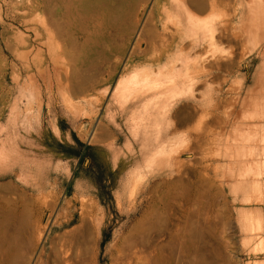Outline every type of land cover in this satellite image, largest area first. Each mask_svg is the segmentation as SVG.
<instances>
[{
  "label": "rangeland",
  "instance_id": "374dc122",
  "mask_svg": "<svg viewBox=\"0 0 264 264\" xmlns=\"http://www.w3.org/2000/svg\"><path fill=\"white\" fill-rule=\"evenodd\" d=\"M220 11L224 17L236 18L248 13ZM177 15L175 0H140L134 26L123 32L109 29L100 39L99 50L85 58L81 52L85 40L82 32L71 38L55 32L49 35L51 24L42 0H0V196L5 193L2 186L9 184L12 188L7 197L12 208L20 211L22 205L17 198L22 194L32 203L27 207L31 225L22 230L25 243H14L15 250L24 255L15 257L13 264H64L66 256L72 264H264V200L244 201L246 180L239 181L243 183L237 184L239 188L235 186L241 160L249 159L246 152L242 153L252 145L246 141L249 133L264 135V27L245 29L235 19L231 24H220L209 38L207 29L190 26L183 15L179 22L181 16ZM215 37L221 42L218 39L213 43L217 42ZM255 39L258 44L250 51L248 47ZM215 45L217 55L211 51ZM181 47L188 53L185 50L182 54ZM227 47H231L230 51ZM100 50L104 51L102 56L98 54ZM176 52L179 55H174ZM188 55L191 59L200 56L201 62L193 58L195 63H191ZM206 56L207 60L203 58ZM211 56L217 64H212ZM184 62L189 64L187 67L192 65L191 69L183 67ZM176 65H180L177 70ZM142 69L152 71L148 81L128 89L118 88L122 78ZM186 70H191V76ZM222 70L227 72L225 77L219 74ZM151 75H156L157 80L164 76L169 79L160 82ZM216 78L223 83L217 80L215 84ZM180 118H188L190 125H201L203 132L193 130L195 126H191L193 132L188 130L190 125L179 123ZM195 136H204V140L197 141ZM78 142L93 147L91 173H78L79 168L90 163L87 153L80 152ZM169 144L181 152L174 153L176 148ZM258 152L264 183V143L259 144ZM175 178L186 182L178 183L180 191L174 188L168 198L164 193L159 205L156 190ZM209 178L214 183L212 188L206 185L205 179ZM252 209H261L260 231L245 225L250 218L245 219L242 211ZM2 211L0 199V215ZM103 237L106 242L102 245Z\"/></svg>",
  "mask_w": 264,
  "mask_h": 264
},
{
  "label": "bare ground",
  "instance_id": "6f19581e",
  "mask_svg": "<svg viewBox=\"0 0 264 264\" xmlns=\"http://www.w3.org/2000/svg\"><path fill=\"white\" fill-rule=\"evenodd\" d=\"M43 1V9H44V12L48 15V19H49V22H50V24H51V28H49V35H52V32H55L56 34H57V36H67V37H69V38H71L75 33H80V32H82L84 35H85V40H83L84 42H83V44H82V47H81V49H83L81 52H83L84 53V55H85V58H88L89 57V53L91 54V53H93V52H96L97 50H99L98 49V46L101 44L100 43V39L102 38V36H105V33H106V31H108L109 29H112L111 31H117V32H123V31H127V30H129V29H131L133 26H134V24H135V22H137V21H135V14H136V10H137V7H138V3H139V1L140 0H42ZM156 2V1H155ZM175 2H176V10L178 11V15H179V17L181 16V18H178V21L180 22L181 21V19H183V17H184V19L185 20H187V22H188V24L190 25V26H193L194 28H202V27H204V29H207V33H206V35L210 38L211 36H212V38H213V36H214V34L217 32V29H216V27H219V25L220 24H231V23H233L234 22V20L236 19V20H238V21H240L239 23H241V25H243L244 27H245V29L247 28V26H250V28H254L255 30H256V28L258 27V26H260V25H262L263 27H264V0H175ZM222 9H226L227 11L229 10V11H231V12H235V14H236V12L238 13V12H241L242 14H244L246 11H248V13H247V15H244V16H241V17H239V18H236V16L235 15H230V16H226V17H224V15H221L222 13H223V11H222V13H220L219 14V12H221L220 10H222ZM168 14H170V13H168ZM228 14V13H227ZM167 15V14H166ZM177 15V16H178ZM182 15H183V17H182ZM220 15V16H219ZM135 17V18H134ZM174 18V17H173ZM172 18V19H173ZM140 21V20H139ZM170 21V20H169ZM174 21V20H173ZM171 22H172V20H171ZM175 22H176V20H175ZM171 25H173V24H171ZM178 25V24H177ZM176 25V26H177ZM175 27V26H174ZM181 27V26H180ZM236 27V26H235ZM226 28V27H225ZM234 28V27H233ZM171 29H172V27H171ZM175 29V28H174ZM214 29H216V30H214ZM220 29V28H219ZM228 29V28H227ZM227 29H225V31L227 30ZM238 29V28H237ZM149 31H150V33H151V35H153V29L152 28H149L148 29ZM173 30V29H172ZM191 30V29H190ZM196 30V29H195ZM228 30H230V29H228ZM224 31V30H223ZM224 31V32H225ZM170 32V31H169ZM196 32V31H195ZM220 32H221V29H220ZM242 32L244 33V31L242 30ZM192 33V32H191ZM239 33V32H238ZM256 33V31L254 32V34ZM221 34H223V33H221ZM229 34V33H228ZM227 34V35H228ZM240 34V33H239ZM38 35H39V33H38ZM188 35V34H187ZM209 35H211V36H209ZM232 35H235L234 33L232 34ZM243 35V34H242ZM246 35V34H245ZM264 35V34H263ZM55 36V35H54ZM171 36V35H170ZM184 36V35H183ZM191 36V35H190ZM216 36V35H215ZM231 36V35H230ZM238 36V35H237ZM48 37V36H47ZM225 37H226V35H225ZM243 37V36H242ZM49 38H51V37H49ZM112 38V37H111ZM168 38H170V37H168ZM183 38V37H182ZM185 38H186V36H185ZM235 38V37H234ZM117 39H119V37L117 36ZM191 39V38H190ZM219 39V37H217V40ZM226 39V38H225ZM231 39H233V38H231ZM236 39V38H235ZM240 39V38H239ZM242 39V38H241ZM120 40V39H119ZM169 40V39H168ZM183 40V39H182ZM194 40V39H193ZM209 40H211V39H209ZM215 40H216V37H215ZM216 40V41H217ZM237 40H238V38H237ZM46 41V40H45ZM164 41H166V40H164ZM213 41H214V39H213ZM219 41H220V39H219ZM219 41H217V42H213V43H218ZM231 41V40H230ZM230 41H228V42H230ZM49 42V41H48ZM191 41H189L188 43H189V46H190V43ZM194 42V41H193ZM210 42V41H209ZM212 42V41H211ZM221 42V41H220ZM223 42V41H222ZM241 42V41H240ZM212 43V44H213ZM225 43V42H224ZM232 43V42H231ZM235 43V42H234ZM234 43H232L233 44V47H235L234 46ZM242 43V42H241ZM241 43H238V44H241ZM60 44V43H59ZM211 44V43H210ZM212 44H211V46H212ZM222 44V43H221ZM228 44V43H227ZM237 44V45H238ZM257 44H258V41H257V39H255V40H253L252 41V46H249L248 47V49L250 50V51H252V50H254L255 49V47L257 46ZM186 45V44H185ZM188 45V44H187ZM192 45V44H191ZM206 45V44H205ZM214 45V44H213ZM218 45H220V44H218ZM223 45V44H222ZM221 45V46H222ZM76 46V44H75V42L73 43V47H75ZM187 47V48H191V47ZM207 46V45H206ZM211 46H210V48H211ZM224 46V45H223ZM228 46H231V45H228ZM240 46V45H239ZM247 46H248V44H247ZM247 46L245 47V48H247ZM53 47V46H52ZM61 47V46H60ZM78 47V46H77ZM178 47V46H177ZM186 47V46H185ZM184 47V48H185ZM217 46L215 45V47L213 48V49H211V51H213V53L214 54H218V53H215L216 52V50L218 51L219 49H218V47H217V49H215ZM220 47V46H219ZM184 48H182L181 47V53L183 54V51H185V50H187L186 48L184 49ZM198 48V47H197ZM206 48V47H205ZM204 48V50L206 51L207 49H205ZM224 48V47H223ZM76 49V48H75ZM199 49V48H198ZM224 49H226V48H224ZM227 49H228V47H227ZM229 49H231V47L229 48ZM228 49V50H229ZM233 49V48H232ZM61 50V49H60ZM227 50V51H228ZM238 50V49H237ZM245 50V49H244ZM203 52L204 54L207 52ZM210 51V52H211ZM226 51V50H225ZM226 51V52H227ZM230 51V50H229ZM232 51V50H231ZM249 51V52H250ZM262 51V50H261ZM104 51H102V50H100V51H98V54L100 55V56H102L104 53H103ZM141 52V51H140ZM172 52V51H171ZM180 52V51H179ZM195 52H196V50H195ZM198 52V51H197ZM200 52V51H199ZM210 52H208V53H210ZM236 52V51H235ZM235 52H232L233 54L235 53ZM238 52V51H237ZM243 52V51H242ZM246 52V51H245ZM264 52V51H263ZM31 53V52H30ZM63 53H65V52H63ZM166 53H168V52H166ZM187 53H188V50H187ZM194 53V52H193ZM193 53L190 55V56H192L193 55ZM203 53H200V54H203ZM231 53V52H230ZM247 53V52H246ZM185 54V53H184ZM198 55H199V53H197ZM211 54V53H210ZM233 54H231V55H233ZM237 54H239V53H237ZM243 54H245V53H243ZM261 54V53H260ZM174 55H179L178 54V52H176V54H174ZM206 55V54H205ZM215 55V56H216ZM228 55V57L230 56V54L229 53H226V56ZM241 56H242V53L240 54ZM239 55V56H240ZM60 56V55H59ZM185 56V55H184ZM189 55H188V57H187V59H189V57H190ZM207 56H208V54H207ZM207 56L206 57H203L204 59H206L207 60ZM213 56V55H212ZM212 56H211V58H212ZM224 56V55H223ZM244 56V55H243ZM242 56V57H243ZM245 56H246V54H245ZM244 56V57H245ZM175 58L174 59H176L178 56H174ZM182 57V56H181ZM200 57V56H199ZM199 57L197 56V58H196V56L195 57H193L194 59L196 58V60L198 59L199 60ZM221 57V56H220ZM228 57H227V59H228ZM237 58H238V56H236ZM57 58V57H56ZM63 58V57H62ZM183 58V57H182ZM192 58V59H193ZM224 58H225V56H224ZM24 59H25V57H24ZM180 59V58H179ZM191 59V57H190V60L189 61H193ZM209 59V58H208ZM214 59H216L215 57H214ZM230 59H231V56H230ZM205 60V61H206ZM212 60V64H217V63H215V62H217V60L215 61V60H213V58L211 59ZM232 60V59H231ZM179 61H182L181 59L179 60ZM189 61H185V62H189ZM200 61V60H199ZM215 61V62H214ZM228 61H230V60H228ZM234 61H235V59H234ZM185 62L184 63H181V64H184V66L183 67H187V65H189L188 63H186V65H185ZM196 62H198V61H196ZM201 62V61H200ZM200 62L197 64V65H199L200 64ZM204 62V61H203ZM237 62V61H236ZM170 63V62H169ZM179 63V62H178ZM190 63V62H189ZM191 63H195L194 61L193 62H191ZM190 63V64H191ZM60 64H61V62H60ZM60 64H58L59 66H60ZM171 64H172V62H171ZM175 64H177V61H176V63ZM175 64H174V66H175ZM202 64V63H201ZM205 64V63H204ZM62 65H64V64H62ZM173 65V64H172ZM172 65H170V66H172ZM195 65V64H194ZM207 65V64H206ZM173 66V68H176V67H174ZM177 66V65H176ZM180 66V65H179ZM179 66H177V68H176V70L178 69V67ZM192 66V65H191ZM190 66V67H191ZM202 66V65H201ZM218 66V65H217ZM149 67V66H148ZM164 67V66H163ZM169 67V66H168ZM181 67H182V65H181ZM190 67H187L188 69L190 68ZM198 67H200V66H198ZM219 67V66H218ZM226 67V66H225ZM231 67V66H230ZM56 68V67H55ZM169 68H171V67H169ZM169 68H167V69H169ZM196 68V69H195ZM211 67H209V70H211L210 69ZM213 68V67H212ZM232 68V67H231ZM152 69H154V68H152ZM156 69V68H155ZM161 69V68H160ZM180 69H183V68H179V70ZM191 69V68H190ZM194 69H195V71H197L198 69H197V66L196 67H194ZM207 69V68H206ZM205 69V70H206ZM264 69V68H263ZM143 70V69H142ZM148 70V69H147ZM147 70L146 69H144L143 71H139V72H135V73H133V74H130V75H128V76H125L124 78H122L120 81H119V84H118V88L120 89H123V88H127V87H130L131 85H139V84H142V83H144V82H146V81H148L149 79H148V76L151 74V70L150 71H148L147 72ZM166 70V69H165ZM172 71H173V69H171ZM170 70V71H171ZM183 70H185V69H183ZM42 71V70H41ZM157 71H158V69H157ZM163 71V70H162ZM169 73H170V71L169 70H167ZM167 71H165V72H167ZM171 71V72H172ZM186 71H190V72H188V74H189V76H191L190 75V73H191V70H186ZM186 71H184V72H186ZM192 71H193V67H192ZM208 71V70H207ZM229 71H231V70H229ZM155 72V71H154ZM164 72V71H163ZM163 72H162V74H163ZM167 72V73H168ZM150 73V74H149ZM161 73V72H160ZM166 73V74H167ZM174 73V72H173ZM193 73V72H192ZM181 74L182 73H180V75L179 76H181ZM184 74V73H183ZM186 74H187V72H186ZM223 74V73H222ZM61 75V74H60ZM152 75H153V73H152ZM152 75H151V77H152ZM157 75V74H156ZM156 75L154 76V78H156L155 80L156 81H158V80H160L159 78L160 77H158V80H157V77H156ZM168 75V74H167ZM172 75V74H171ZM196 75H199V74H196ZM212 75V74H211ZM159 76V75H158ZM169 76H170V74H169ZM173 76V75H172ZM177 76V75H176ZM195 76V75H194ZM218 76V75H217ZM226 75H224V77H225ZM150 77V78H151ZM209 77V76H208ZM219 77V76H218ZM221 77V76H220ZM224 77L223 78H221V79H224ZM153 78V77H152ZM152 78H151V80H152ZM153 78V79H154ZM164 78L165 79H167L168 78V76H167V78L164 76ZM163 78V79H164ZM213 78V77H212ZM228 78V77H227ZM227 78H225V79H227ZM148 79V80H147ZM163 79L162 80H160V82L161 81H163ZM169 79V78H168ZM171 79H172V77H171ZM221 79L219 78V79H217L216 78V81H214L215 82V84H217L216 82H217V80H220L221 81ZM233 79V78H232ZM209 80H211V79H209ZM235 80H237V83H238V79H236V77H235ZM240 80V79H239ZM59 81V80H58ZM70 81V80H69ZM195 81V80H194ZM203 81V80H202ZM211 81H213V79L211 80ZM224 82L225 81H227V80H223ZM80 82V81H79ZM78 82V83H79ZM90 82V81H89ZM151 81H149V83H150ZM200 82H201V80H200ZM206 82V81H205ZM207 82H208V78H207ZM213 82V83H214ZM222 82V81H221ZM220 82V83H221ZM36 83V82H35ZM84 83V81L83 82H81L80 83V85H82ZM148 83V84H149ZM154 82H152V84H153ZM159 83V82H158ZM191 83H193V82H191ZM208 83H211V82H208ZM212 83V84H213ZM223 83V82H222ZM231 83V82H230ZM237 83H236V85H237ZM147 84V85H148ZM151 84V83H150ZM160 84V83H159ZM199 84V83H198ZM211 84V85H212ZM218 84H219V82H218ZM233 84H235V82H233ZM69 85V84H68ZM208 85V84H207ZM229 85V84H228ZM231 85V84H230ZM240 85V84H239ZM150 86V85H149ZM213 86H215V85H213ZM218 86V85H217ZM258 85H256V87H257ZM151 87V86H150ZM197 87V86H196ZM203 87V86H202ZM220 87V86H219ZM219 87H217L218 89H219ZM237 87V86H236ZM255 87V88H256ZM131 88V87H130ZM133 88H134V86H133ZM199 88H201V87H199ZM211 88V87H210ZM216 88V87H215ZM28 89V88H27ZM128 89V88H127ZM202 89V88H201ZM212 89V88H211ZM228 89H231V88H228ZM75 90V89H74ZM73 90V91H74ZM220 90V89H219ZM234 90H235V88H234ZM33 91V90H32ZM174 91V93H175V90H173ZM204 91V90H203ZM207 91V90H206ZM226 91H228L227 90V88H226ZM236 91V90H235ZM240 91V90H239ZM207 92H209V91H207ZM211 92V91H210ZM214 92V91H213ZM221 92V91H220ZM219 92V93H220ZM36 93V92H35ZM230 93H231V91H230ZM229 93V94H230ZM197 94V93H196ZM205 94V93H204ZM203 94V95H204ZM211 94V93H210ZM228 94V95H229ZM174 95H176V93L175 94H173V96ZM200 95H202V94H200ZM202 95V97H205V98H207L206 96H203ZM209 95V93L207 94V96ZM212 95V94H211ZM210 95V96H211ZM217 95H218V93H217ZM219 96V95H218ZM223 96V95H222ZM231 96V95H230ZM258 96V95H257ZM256 96V97H257ZM42 97V96H41ZM196 97H197V95H196ZM199 97V96H198ZM215 97V96H214ZM247 97V96H246ZM219 97H217V99H218ZM231 98V97H230ZM261 98V97H260ZM210 99V98H209ZM225 99H227V98H225ZM233 99V98H232ZM238 99V98H237ZM258 99V98H257ZM205 100V99H204ZM217 101V102H216ZM216 101H214V102H216L217 104H218V100H216ZM221 101H222V99H221ZM224 101H226V100H224ZM228 101H231V100H229V97H228V100H227V102ZM206 102V101H205ZM210 102V101H209ZM255 102H256V100H255ZM191 103V102H190ZM189 103V104H190ZM213 103V102H212ZM216 103H215V107H216ZM229 103V102H228ZM231 103H233V102H231ZM235 103V102H234ZM237 103H238V101H237ZM258 104H259V101L257 102ZM183 104H186V103H183ZM188 104V103H187ZM210 105H211V102L209 103ZM241 104V103H240ZM239 104V105H240ZM251 104V103H250ZM264 104V103H263ZM262 104V105H263ZM221 105H223V104H221ZM246 105V104H245ZM252 105H253V103H252ZM194 106H195V104H194ZM208 106V105H207ZM207 106L205 107V108H207ZM217 106H220V103H219V105H217ZM232 106V105H231ZM255 106V105H254ZM260 106V105H259ZM196 107H199V106H196ZM195 107V108H196ZM213 107V105L211 106V108ZM223 107H224V105H223ZM233 107V106H232ZM244 107H246V106H244ZM253 107V106H252ZM256 107H257V105H256ZM74 108V107H73ZM181 108V107H180ZM201 107H199V109H200ZM234 108V107H233ZM249 108V107H248ZM259 108V107H258ZM261 108V107H260ZM259 108V109H260ZM179 109V108H178ZM186 109V108H185ZM191 109V108H190ZM236 109V108H235ZM256 109V108H255ZM175 110H177V108L175 109ZM180 110V109H179ZM200 110H202V108L200 109ZM220 110V109H219ZM219 110H218V112H219ZM230 110H231V108H230ZM234 110V109H233ZM262 110H263V108H262ZM178 111V110H177ZM204 111V110H203ZM207 111V110H206ZM205 111V112H206ZM210 111V110H209ZM222 111V110H221ZM240 111V110H239ZM250 111H252V110H250ZM189 112V111H188ZM190 112H192V110L190 111ZM211 112V111H210ZM242 112V111H241ZM240 112V113H241ZM254 112V111H253ZM256 112V115H258L259 113H257V111H255ZM254 112V113H255ZM261 112V111H260ZM174 113V112H173ZM197 113V112H196ZM201 113H203L202 111L200 112V114ZM215 113H217V112H215ZM215 113H214V115H215ZM221 113V112H220ZM248 113H249V109H248ZM263 113V112H262ZM204 114V113H203ZM209 114V113H208ZM224 114L225 113H223V116H224ZM228 114V113H227ZM252 114V113H251ZM250 114V115H251ZM175 115H176V117H178L177 116V113H175ZM185 115V114H184ZM188 115V114H187ZM198 115H199V113H198ZM213 115V116H214ZM216 115H218V114H216ZM220 115V114H219ZM247 115H249V114H247ZM261 115H263V114H261ZM211 116V115H210ZM227 116V115H226ZM255 116V115H254ZM175 117V116H174ZM175 117V118H176ZM208 118H209V116H207ZM206 117V115H205V118H207ZM220 117V116H219ZM218 117V118H219ZM252 117V116H251ZM257 117V116H256ZM260 117V116H259ZM259 117H257V118H259ZM262 117V116H261ZM198 118V117H197ZM212 118V117H211ZM217 118V117H216ZM217 118V119H218ZM222 118V117H221ZM226 118V117H225ZM241 118V117H240ZM245 118V117H244ZM255 118V117H254ZM187 119L188 118H185V119H183V120H181V118H180V120L181 121H179V123H182V122H185V124L186 123H188L187 122ZM202 119H204V118H202ZM213 119H214V117H213ZM220 119V118H219ZM218 119V120H219ZM229 119V118H228ZM248 119V118H247ZM194 120V119H193ZM197 120V119H196ZM207 120V119H206ZM221 121H222V119H220ZM240 120V119H239ZM243 120V119H242ZM176 121V120H175ZM190 121H192V120H190ZM189 121V122H190ZM201 122L203 121V120H200ZM204 121H205V119H204ZM215 121V120H214ZM213 121V122H214ZM196 122H198V124H201V123H199V121H196ZM217 123H218V121H216ZM214 123L213 125L215 126V124H217V123ZM176 123H177V121H176ZM194 122H191V125L188 123V125H190V127H188L187 126V124H186V126L188 127V130H190L189 128H191V126H195V128L193 129V130H195L196 128L199 130L200 129V127H202L201 125L199 126L198 124V126L196 127V123H194V125H192ZM203 123V122H202ZM205 123H207V121L205 122ZM204 123V124H205ZM245 124V123H244ZM248 124H249V122H248ZM258 124V123H257ZM207 125H208V123H207ZM206 125V126H207ZM211 125V124H210ZM237 125H239V124H237ZM242 125V124H241ZM254 125V124H253ZM259 125V124H258ZM177 126H179V125H176V127ZM183 126V125H182ZM179 127V128H183V127ZM212 126V125H211ZM186 127V128H187ZM199 127V128H198ZM238 127H240V126H237V128ZM252 127V126H251ZM255 127H258V128H260V126H255ZM261 127H263L264 128V126H261ZM186 128H184V129H186ZM217 128H219V126L217 127ZM249 128V127H248ZM247 128V129H248ZM254 128V127H253ZM252 128V129H253ZM175 129L176 128H174V129H172V131H175ZM202 129V128H201ZM200 129V130H201ZM205 129H207V127L205 128ZM231 129V128H230ZM250 129V128H249ZM255 129V128H254ZM253 129V130H254ZM183 129H181V132H185V131H182ZM197 130V131H198ZM199 130V132H203V130H201L200 131ZM207 130H210V129H207ZM215 130H217V129H215ZM251 130V129H250ZM257 130V129H256ZM191 131H192V128H191ZM196 131V130H195ZM196 131V132H197ZM211 131V130H210ZM219 130H217L216 132H218ZM234 131H235V129H234ZM242 131V130H241ZM258 131H260V130H258ZM262 131V130H261ZM260 131V132H261ZM176 132L177 131H175V135H176V137H177V135H178V133L176 134ZM178 132H180L179 130H178ZM193 132V131H192ZM215 132V131H214ZM213 132V133H214ZM223 132V131H222ZM246 132H247V130H246ZM249 132V131H248ZM251 132V131H250ZM263 132V131H262ZM171 133V132H170ZM173 133V132H172ZM171 133V134H172ZM183 133H181V134H183ZM212 133V134H213ZM235 133V132H234ZM243 133V132H242ZM245 133V132H244ZM252 133H253V131H252ZM252 133H249V134H251V135H249V137L247 138V140L246 141H248V143L251 141V144L252 145H250L249 144V146H251V147H248L247 146V150H245V151H242V153L244 152H246V154H245V156L247 155V157L249 158V159H242L241 160V164H239L240 165V168H239V172H237V176L236 177H238L237 179H238V183H235L234 185L235 186H238V185H242L243 183L242 182H244V180H246L247 181V184H245L246 185V187H247V191H246V197H245V202H252V201H256V202H262L263 200H264V183H263V181H262V170H263V163H261V157H257V155H259V152H258V147H259V144L262 142V143H264V135H260V136H258V133L255 131V133H257V134H252ZM180 133H179V135H181ZM192 134V133H191ZM200 134V133H199ZM216 134V133H215ZM239 134H241V132L239 131ZM183 135H185V133L183 134ZM189 135H190V132H189ZM194 135V134H193ZM214 135V134H213ZM216 135H218V134H216ZM236 135V134H235ZM242 135V134H241ZM173 138H175L174 137V135H171ZM170 136V137H171ZM186 136H188V134L186 135ZM191 136V135H190ZM200 136V135H199ZM244 136V135H243ZM243 136L241 137V139L243 138ZM181 137H183V136H181ZM180 137V138H181ZM195 137H197V136H195ZM204 136H202V138H203ZM216 137V136H215ZM220 137V136H219ZM227 137H230V136H227ZM227 137H226V139H227ZM232 137H233V135H232ZM259 137V138H258ZM172 138V139H173ZM197 138H199V139H197ZM195 140H200V138L201 137H197ZM201 138V139H202ZM217 138V137H216ZM245 138H246V136H245ZM244 138V139H245ZM263 138V139H262ZM172 139H171V141H172ZM178 139V138H177ZM187 139V138H186ZM210 139V138H209ZM202 140H204V139H202ZM229 140V139H228ZM238 140V139H237ZM170 141V142H171ZM173 141H175V140H173ZM208 141V140H207ZM233 141V140H232ZM242 141V140H241ZM183 142V141H182ZM227 142V141H226ZM236 142V141H235ZM243 142H245V140L243 141ZM172 143V142H171ZM176 143V142H175ZM201 143H203V142H201ZM217 143V142H216ZM228 143V142H227ZM231 143V142H230ZM230 143H228V144H230ZM172 144H174V143H172ZM215 144V143H214ZM171 147H172V149L175 147V145H174V147L171 145V144H169ZM244 145V144H243ZM169 146V147H170ZM218 146V145H217ZM225 146H227L226 144H225ZM229 146H231V144L229 145ZM233 146V145H232ZM236 146V145H235ZM245 146V145H244ZM244 146H242V148H244ZM170 147V148H171ZM213 147V146H212ZM215 147V146H214ZM220 147V146H219ZM238 147V146H237ZM176 148V147H175ZM174 148V149H175ZM233 148V147H232ZM236 148V147H235ZM171 149V150H172ZM182 149H184L183 147H182ZM216 149V148H215ZM226 149H229V148H226ZM238 149H240L239 147H238ZM246 149V148H245ZM169 150V149H168ZM169 150L170 151V154L172 153V152H174V150ZM175 150H177V151H175L174 153H176L177 154V152H178V147L175 149ZM230 150V149H229ZM228 150V151H229ZM232 150V149H231ZM237 150V149H236ZM214 151H216V152H214V154L215 153H217V149L216 150H214ZM219 151H221V149L219 150ZM224 151V150H223ZM180 152H181V150H180ZM180 152H178V153H180ZM225 152V151H224ZM230 152V151H229ZM240 152V151H239ZM174 153H172V154H174ZM213 153V152H212ZM211 153V154H212ZM241 153V154H242ZM243 153V154H244ZM210 154V155H211ZM220 154V153H219ZM229 154V153H228ZM233 154L234 153H232V156H233ZM236 155L238 156H240V153H238V151H237V153H236ZM220 156V155H219ZM231 156V154L229 155V157H232ZM245 156H243V157H245ZM228 157V156H227ZM186 158V157H185ZM184 158V159H185ZM237 158H240V157H237ZM242 158V157H241ZM183 158H182V160H184ZM187 159V158H186ZM170 160V159H169ZM171 160H173V159H171ZM176 161H177V159H176ZM179 162V161H178ZM226 162V161H225ZM224 162V163H225ZM229 162V161H228ZM235 162V161H234ZM234 162H232L233 164H234ZM174 164H177L176 162H175V160H174V162H173ZM182 163V162H181ZM230 163V162H229ZM229 163H227V166L229 167ZM168 164H170V161H169V163ZM172 164V163H171ZM217 164V163H216ZM233 164H230V166L231 165H233ZM236 164V163H235ZM234 164V165H235ZM178 165V164H177ZM186 165V164H185ZM218 165H220V164H218ZM218 165L216 166V167H218ZM224 165H226V164H224ZM173 166V165H172ZM171 166V167H172ZM181 166H183V165H181ZM180 166V167H181ZM227 166H226V169H228L227 168ZM236 166V165H235ZM176 167V166H175ZM219 167H221V166H219ZM219 167H218V169H219ZM237 167V166H236ZM230 168V167H229ZM233 168H234V166H233ZM215 169H217V168H214V170ZM222 169V168H221ZM225 169V168H224ZM226 169H225V172H226ZM232 169V168H231ZM230 169V170H231ZM236 169V168H235ZM234 169V170H235ZM177 170V169H176ZM175 170V171H176ZM229 170V169H228ZM227 170V171H228ZM215 172H216V170H215ZM180 173H182V172H180ZM185 173H186V171H185ZM229 173V172H228ZM227 173V174H228ZM232 173H233V171H232ZM186 175H187V173H186ZM225 175V174H224ZM235 175V174H234ZM233 175V176H234ZM167 176H169V175H167ZM219 177V176H218ZM222 177V176H221ZM220 177V178H221ZM230 177V176H229ZM234 178V177H233ZM161 179H163V177L161 178ZM202 179V178H201ZM157 180V179H156ZM164 180V179H163ZM181 178H175V179H172V180H169V181H166L165 182V184H164V186H163V188L162 189H160L159 191H157L156 190V192H157V199H158V204L159 205H161V202H162V200H163V195H164V193H167V198H168V194L169 193H172V190L174 189V188H177V187H179V185H178V183H180L181 181ZM184 180V179H183ZM183 180H182V182H183ZM190 180V179H189ZM242 181L241 182V184H239V181ZM249 180V181H248ZM6 181H9V180H6ZM185 181V180H184ZM192 181V180H191ZM198 181H199V179H198ZM197 180H196V182H197V184H199V182H198ZM205 181H206V185H210V187L212 188L213 187V184L214 183H211L210 181H211V179L209 178L208 180L207 179H205ZM208 181V182H207ZM246 181H245V183H246ZM181 182V183H182ZM186 182V181H185ZM196 182H195V184H196ZM202 182V181H201ZM200 182V183H201ZM227 182V181H226ZM235 182V181H234ZM9 183V182H8ZM192 183H193V181H192ZM185 184V183H184ZM182 185V186H185V185ZM204 183L202 182V185H203ZM238 184V185H237ZM193 185V184H192ZM200 185V184H199ZM201 185V186H202ZM244 185V186H245ZM13 186V185H12ZM217 186V185H216ZM244 186H243V188H244ZM186 187V186H185ZM191 187V186H190ZM199 186H197V188H198ZM204 187H205V185H204ZM207 187V186H206ZM248 187H249V189H248ZM1 188V187H0ZM2 188L3 189H5L4 191H5V193L4 194H2L1 196H0V199L2 200V202H3V211L1 212V215H0V264H3L4 262H6V264H13L14 263V261H15V257H20L19 255H22L23 253H21V252H18V251H16L15 250V248H14V243L15 244H19V245H23L24 243H25V235L23 234V232H22V230H23V228L25 227V229H26V227L27 226H29V225H31V223H29V210H28V206H31V201H30V198L29 197H27L26 196V194L25 195H20V197L19 198H17L20 202H21V209H20V211L18 212L17 210H16V208H12L11 206H10V203H11V200L7 197V192L10 190L11 191V185H9V184H7V185H4V186H2ZM187 188V187H186ZM238 188H239V186H238ZM242 188V189H243ZM14 189V188H13ZM184 189V188H183ZM199 189V188H198ZM201 189H202V187H201ZM216 189V188H215ZM219 189V188H218ZM177 190H179L178 188H177ZM203 190V189H202ZM201 190V191H202ZM204 190H206V192H207V188H204ZM245 190H246V188H245ZM20 191V190H19ZM180 191V190H179ZM197 191V190H196ZM13 192V191H12ZM182 192H183V190H182ZM184 192H186V191H184ZM197 192H199V190L197 191ZM204 192V191H203ZM219 191H217L216 192V194L218 193ZM0 193H2L1 191H0ZM205 193V192H204ZM215 193V192H214ZM183 194V193H182ZM171 195V194H170ZM174 195V194H173ZM172 195V196H173ZM198 195V194H197ZM166 196V195H165ZM201 196V195H200ZM179 197V196H178ZM195 197V196H194ZM204 197V196H203ZM202 197V198H203ZM181 198V197H180ZM201 198V197H200ZM217 198V197H216ZM198 199V198H197ZM242 199V198H241ZM178 200V199H177ZM189 200V199H188ZM16 202V201H15ZM243 202V201H242ZM164 203V202H163ZM157 204V205H158ZM251 207V206H250ZM249 207V209H251ZM254 208H255V206H253ZM27 208V209H26ZM243 208V207H242ZM157 209H158V207H157ZM243 209H248V208H243ZM259 209V208H258ZM256 210V211H254L253 209V211L252 210H243L242 212H243V216H245L246 218L245 219H247L248 220V218H250L249 219V221H247V222H245V225L248 223V225L250 226H247V227H249V228H251V230H259L260 231V229H261V215H260V211H261V209H260V211L259 210ZM160 211V210H159ZM240 214H241V212H239ZM262 213V212H261ZM190 214V213H189ZM242 217V216H241ZM239 219V218H238ZM240 220V219H239ZM243 221H244V218H243ZM246 221V220H245ZM85 222V221H84ZM81 226V225H80ZM79 226V227H80ZM246 226H244V228H246ZM242 228V227H241ZM77 229V228H76ZM81 229V228H80ZM248 229V228H247ZM75 230V229H74ZM78 230V229H77ZM245 230V229H244ZM247 231V230H246ZM26 232V231H25ZM28 232V231H27ZM76 232H78V231H76ZM245 232V231H244ZM255 232V231H254ZM87 233H89V232H87ZM72 234V233H71ZM74 234V233H73ZM70 235V234H69ZM75 235V234H74ZM259 235V234H258ZM60 236V235H59ZM247 236H249V235H247ZM262 237V236H261ZM260 237V239H262V242H263V237L261 238ZM55 238V237H54ZM82 238V237H81ZM247 238V237H246ZM248 239V238H247ZM57 240V239H56ZM59 240H62V239H59ZM74 240V239H73ZM249 240H250V238H249ZM54 241V240H53ZM69 241V240H68ZM67 241V242H68ZM244 241V240H243ZM248 241V240H247ZM55 242V241H54ZM74 242V241H73ZM79 242V241H78ZM249 242H251V240L249 241ZM248 242V243H249ZM56 243V242H55ZM62 243V242H61ZM191 243H192V241H191ZM245 244H246V242H244ZM258 243H261V242H258ZM54 244V243H53ZM70 244V243H69ZM83 244V243H82ZM254 244V243H253ZM263 244V243H262ZM18 245V246H19ZM59 245V244H58ZM61 245V244H60ZM81 245V244H80ZM257 245V244H256ZM260 245V244H259ZM17 246V247H18ZM63 246V245H62ZM86 246V245H85ZM264 246V245H263ZM260 247V246H259ZM21 248V247H20ZM66 248V247H65ZM78 248V247H77ZM84 248V247H83ZM89 248V247H88ZM263 248V247H262ZM73 249V248H72ZM61 250V249H60ZM71 250V249H70ZM81 250V249H80ZM69 251V250H68ZM77 251V250H76ZM79 251V250H78ZM83 251V250H82ZM257 251V250H256ZM66 253V252H65ZM80 253V252H79ZM78 253V254H79ZM24 255V254H23ZM56 255V254H55ZM58 256V255H57ZM61 256V255H60ZM63 256V255H62ZM69 257V256H68ZM72 257V256H71ZM78 258H79V256H77ZM87 257V256H86ZM59 259V262H60V259H62L61 257L60 258H58ZM86 259V258H85ZM79 260V259H78ZM260 260V259H259ZM73 261V260H72ZM85 261V260H84ZM84 261H82V262H84ZM262 261V260H261ZM64 264H69L70 262H69V259L67 258V256L66 257H64V259H63V261H62ZM86 262V261H85ZM256 262V261H255ZM259 262V261H258ZM70 264H72V263H70ZM75 264V263H74ZM260 264V263H259Z\"/></svg>",
  "mask_w": 264,
  "mask_h": 264
},
{
  "label": "trees",
  "instance_id": "16d2710c",
  "mask_svg": "<svg viewBox=\"0 0 264 264\" xmlns=\"http://www.w3.org/2000/svg\"><path fill=\"white\" fill-rule=\"evenodd\" d=\"M78 145L80 147V152H85L87 153L88 157L90 158V163L86 166H82V168H79V174L80 173H91L93 168H94V163H93V155H92V146L86 147L83 143L78 142ZM101 200V199H100ZM102 201V200H101ZM103 202V201H102ZM106 242V238L103 237V240L101 242V244L103 245Z\"/></svg>",
  "mask_w": 264,
  "mask_h": 264
},
{
  "label": "crops",
  "instance_id": "0c3cea01",
  "mask_svg": "<svg viewBox=\"0 0 264 264\" xmlns=\"http://www.w3.org/2000/svg\"><path fill=\"white\" fill-rule=\"evenodd\" d=\"M223 73V74H222ZM220 75H227V72H225L224 70H222L221 72H219ZM218 74V75H219Z\"/></svg>",
  "mask_w": 264,
  "mask_h": 264
},
{
  "label": "water",
  "instance_id": "95a60500",
  "mask_svg": "<svg viewBox=\"0 0 264 264\" xmlns=\"http://www.w3.org/2000/svg\"><path fill=\"white\" fill-rule=\"evenodd\" d=\"M89 162V159L86 160V164Z\"/></svg>",
  "mask_w": 264,
  "mask_h": 264
}]
</instances>
